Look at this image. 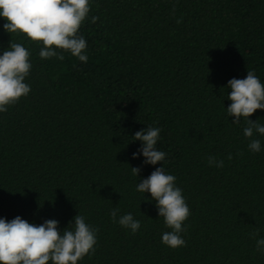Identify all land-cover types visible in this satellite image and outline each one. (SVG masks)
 <instances>
[{"label": "trees", "instance_id": "obj_1", "mask_svg": "<svg viewBox=\"0 0 264 264\" xmlns=\"http://www.w3.org/2000/svg\"><path fill=\"white\" fill-rule=\"evenodd\" d=\"M90 5L79 30L86 63L59 49L63 60L41 59L42 42L7 33L0 18V55L21 43L32 63L30 93L0 113V218L54 219L62 232L84 216L97 243L77 264H264V136L254 134L261 150L252 152L246 121L226 111L229 80L252 70L264 84V0ZM249 119L264 125V110ZM147 127L161 130V164H145L133 140ZM161 165L191 213L186 246L175 249L161 242L171 229L156 202L136 190ZM128 213L135 233L118 223Z\"/></svg>", "mask_w": 264, "mask_h": 264}, {"label": "clouds", "instance_id": "obj_2", "mask_svg": "<svg viewBox=\"0 0 264 264\" xmlns=\"http://www.w3.org/2000/svg\"><path fill=\"white\" fill-rule=\"evenodd\" d=\"M90 7V0H0V18L6 21L3 29L7 33L19 32L32 42H42L41 59L63 60L64 55L57 52L59 49L86 63L87 42L79 30ZM97 19L93 16L92 22ZM7 49L10 50H4L0 55V113L6 112L9 106L31 91L30 85L25 83L32 69L29 50L21 43H10ZM226 87L231 90L227 95L231 101L227 115L233 117V124L244 118L247 126L243 135L250 141L248 148L259 152L261 142L253 137L254 134L264 136V125L249 117L257 110H264V84L254 71L247 70L245 78H233ZM160 131L158 127H147L132 136L142 144L139 154L144 157L145 164H161L166 159V153L155 147ZM136 156L137 153H133V158ZM227 158L231 160L232 155ZM208 163L218 168L224 166L223 160L217 161L214 156H209ZM131 171L137 177L140 169L131 168ZM136 190L150 193L159 217H163L165 225L171 229L162 234L161 242L173 249L186 246L181 233L185 230L183 223L191 213L182 190L176 186V177L167 174L161 165L137 184ZM118 212V208L111 210L113 222H117ZM73 219V227L67 226L61 232L54 219L37 226L19 216L10 221L0 218V264H77L95 252L98 229L86 223L82 215L77 214ZM118 223L132 233L140 228V221L131 213L120 216ZM256 245L258 251L264 252V238L258 239Z\"/></svg>", "mask_w": 264, "mask_h": 264}]
</instances>
